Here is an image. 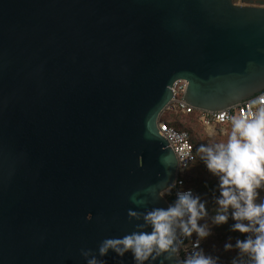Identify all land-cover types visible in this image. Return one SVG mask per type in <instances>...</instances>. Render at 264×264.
<instances>
[{"label":"water","instance_id":"obj_1","mask_svg":"<svg viewBox=\"0 0 264 264\" xmlns=\"http://www.w3.org/2000/svg\"><path fill=\"white\" fill-rule=\"evenodd\" d=\"M177 80L199 111L264 91V0H0V264H87L170 206Z\"/></svg>","mask_w":264,"mask_h":264},{"label":"clouds","instance_id":"obj_2","mask_svg":"<svg viewBox=\"0 0 264 264\" xmlns=\"http://www.w3.org/2000/svg\"><path fill=\"white\" fill-rule=\"evenodd\" d=\"M252 103L260 106L250 117L231 118L227 142L202 143L196 149L209 172L218 178L219 195L215 197L217 207L212 223H200L209 215L207 202L191 189L180 191L167 209L154 208L144 213L145 223L138 226L141 230L106 238L99 247V257L106 256L109 250L120 257L130 251L135 264H146L167 253L166 259L175 260L176 264H222L218 255L207 253L201 244L212 235L214 226L231 218L235 221L231 231L247 235L244 239L237 237L234 243L231 237L225 242L224 251L236 250L230 264H264V198L259 191L264 189V97ZM219 119L223 120L224 115ZM184 147L189 152L183 155L194 161L191 145L185 143ZM184 167L189 169L187 163ZM129 217L139 219L140 214L130 209ZM146 225H151V232L143 230ZM185 240L190 242V250ZM82 255L87 264H106L91 250H82Z\"/></svg>","mask_w":264,"mask_h":264},{"label":"trees","instance_id":"obj_3","mask_svg":"<svg viewBox=\"0 0 264 264\" xmlns=\"http://www.w3.org/2000/svg\"><path fill=\"white\" fill-rule=\"evenodd\" d=\"M164 120L169 126L174 127L178 131H186L190 135L191 141L195 147L196 158L189 166V169H187L184 179L186 185L194 189L195 195H199L201 200L207 202L206 207L208 209L209 215L203 218L200 223L211 224V217L214 215L215 209L217 207L215 203V197L219 195L217 187L218 178L209 172L203 160L200 159V154L196 153V149L202 143L227 142L231 132H228L223 137H216L212 141H207L206 139L204 140L201 137L204 127L199 121V112L197 111H192L187 115L182 113H168L164 116ZM224 127H230L232 129V124ZM193 164L195 165L194 167L192 166ZM259 191L260 197L262 198L264 195V189ZM168 201L171 202V200ZM234 223L235 221L229 218L227 223L214 226L213 231L217 232L216 237L214 239L203 241L201 245V247H203L207 253L218 255L222 264H230L231 258L236 255L235 249L232 251H224V244L228 238L231 237L234 243L237 237L244 239L247 235L244 233L231 231L230 226ZM192 239H196L195 233L193 234Z\"/></svg>","mask_w":264,"mask_h":264},{"label":"built area","instance_id":"obj_4","mask_svg":"<svg viewBox=\"0 0 264 264\" xmlns=\"http://www.w3.org/2000/svg\"><path fill=\"white\" fill-rule=\"evenodd\" d=\"M187 89V82L185 80H177L173 83L171 91H172V99L165 107L164 111L160 115L157 128L158 132L165 138L168 142L169 146L173 150L176 159H177V172L174 184L164 193V197L167 200L168 204L171 205L175 202L177 193L180 191H187L189 189L192 190L195 195V191L193 188L186 185L184 175L188 168H185V163L188 166L191 165L194 161L189 157H185L183 153L189 152L188 148L184 147L185 143L191 145L190 152L195 155V147L191 141L190 135L186 131H178L174 127L168 125V123L164 120V116L168 113H182L189 114L192 111L199 112V121L205 130H211L214 127H224L232 124V117H240V116H249L254 113L259 104H253L254 100H257L261 97H264V91L255 95L254 97L245 100L234 107L227 108L225 110L217 111V112H207V111H199L193 109L191 106L185 103L184 94ZM224 115V119L220 120L219 116ZM196 158V155H195ZM168 200H171L169 202ZM185 244L189 245L190 250V242L185 240ZM202 245V244H201ZM185 255V251H181L180 256L183 257Z\"/></svg>","mask_w":264,"mask_h":264},{"label":"rangeland","instance_id":"obj_5","mask_svg":"<svg viewBox=\"0 0 264 264\" xmlns=\"http://www.w3.org/2000/svg\"><path fill=\"white\" fill-rule=\"evenodd\" d=\"M231 128L230 127H214L211 130H203L202 131V138L207 141H212L214 138L216 137H223L225 136L228 132H231ZM264 198V195L263 197ZM216 233L215 231L212 232V235H210L209 237H207L204 241L208 240V239H214L216 237ZM203 243V242H202Z\"/></svg>","mask_w":264,"mask_h":264}]
</instances>
